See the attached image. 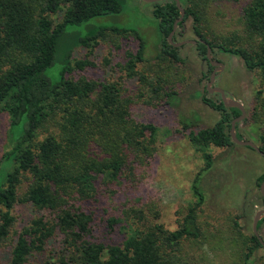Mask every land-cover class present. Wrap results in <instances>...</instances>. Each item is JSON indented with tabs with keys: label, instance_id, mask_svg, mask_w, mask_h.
Segmentation results:
<instances>
[{
	"label": "trees",
	"instance_id": "obj_1",
	"mask_svg": "<svg viewBox=\"0 0 264 264\" xmlns=\"http://www.w3.org/2000/svg\"><path fill=\"white\" fill-rule=\"evenodd\" d=\"M217 1L221 0H179L184 18L177 26L191 19L196 40L205 43L197 44L204 59L208 45L212 59L215 49L236 56L257 77L258 88L247 120L255 127L261 143L257 147L264 157V0H245L241 28L229 36L217 34L211 27V8ZM120 11L119 0H0V115L8 116L10 145L0 164L11 162L4 178L0 176V247H9L8 264H186L189 249L208 240L199 221L205 200L200 183L212 167L208 149L234 144L229 129L240 112L225 108L221 100L214 103L204 97L202 100L220 112L221 118L197 132L183 125L189 142L201 152L204 166L191 183L195 201L179 212L177 227L168 230L158 223L159 212L154 206H132L123 212L125 235L120 243L88 240L95 211L106 192L113 191V185L133 183L136 170L149 164L156 151V127L137 122L132 107L137 102L152 108L169 104L183 64L177 49L168 43L179 10L174 0H162L153 3L161 46L151 60L145 58V44L136 31L89 26L86 36L77 41L91 51L106 35L115 40H137L138 49L126 53L122 67L126 78L137 79L135 93L119 80L69 77L74 70L71 50L65 56L59 81L53 83L46 76L68 26ZM59 12L62 18L55 23ZM91 64L87 59L76 60L74 68L83 70ZM235 134L243 141L238 132ZM263 176L258 178L259 186ZM26 204L39 212H52L54 217L36 216L15 228V209ZM116 222L110 219L107 224L113 230ZM263 224L264 216L257 232ZM234 226L236 234L228 241L238 246L241 264H257L256 249L262 248L258 239L253 232L243 234L236 221ZM56 232L63 237L62 251L58 257L48 255L43 261Z\"/></svg>",
	"mask_w": 264,
	"mask_h": 264
},
{
	"label": "rangeland",
	"instance_id": "obj_2",
	"mask_svg": "<svg viewBox=\"0 0 264 264\" xmlns=\"http://www.w3.org/2000/svg\"><path fill=\"white\" fill-rule=\"evenodd\" d=\"M121 11L117 14L93 18L79 26H68L66 35L58 44L55 61L46 69V76L58 82L61 69L66 65L65 56L71 50L70 63L73 71L69 77L85 76L99 82L123 81L124 87L135 93L138 88L136 78H126L122 70L126 62V53H135L138 41L134 38L114 39L109 35L100 39L90 51L89 47L77 45L84 38L89 26H106L136 31L142 38L146 59H153L161 46V34L158 21L153 15V3L143 0H119ZM245 0H221L212 6L213 24L217 34L229 36L239 32L241 8ZM62 18V12L54 16L55 23ZM191 19L177 26L173 37L175 42L196 40L191 29ZM177 54L183 64L178 68L179 75L176 92L170 103L152 108L137 102L131 109L132 117L141 123L152 124L157 129L156 151L149 164L136 170L135 181H125L113 185V191L106 192L102 204L98 205L92 224L91 242L102 244L120 243L125 235L123 212L132 206H154L159 212L158 223L168 230H174L179 222L180 213L189 203L195 201L191 183L194 176L204 166L200 151L189 142L183 125L197 132L213 126L220 118V112L207 105L202 97L218 103L216 93L206 89L211 69L197 45L185 44L177 47ZM213 60L222 63L223 68L216 75L212 87L225 92L227 100L242 104L245 111L243 119L235 123L242 139L261 146L254 126L247 120L254 105V94L258 88L255 74L245 69L242 60L218 50L213 51ZM87 59L92 64L83 70L74 68L76 60ZM227 108V107H225ZM229 109V108H227ZM20 131V126H16ZM10 148L8 137V116L0 115V161L5 150ZM212 155V167L202 175L200 187L204 194L199 221L201 230L208 240L193 246L187 253L186 264H241L238 246L228 241L235 236L233 230L236 221L243 234L252 233V222L257 211L264 210V201L260 193L258 178L264 175V157L247 146L233 144L224 148L209 147ZM11 162L2 161L0 176L10 169ZM95 209V207H94ZM180 212V213H179ZM15 228L28 224L36 216L44 215L52 219L49 211L39 212L30 205H20L15 209ZM117 222L108 226V220ZM264 238V224L258 230ZM230 240V239H229ZM63 237L59 232L49 240L44 259L49 255L58 257L62 251ZM9 247H0V264H8ZM257 264H264V250L256 249ZM53 260V258H52Z\"/></svg>",
	"mask_w": 264,
	"mask_h": 264
},
{
	"label": "water",
	"instance_id": "obj_3",
	"mask_svg": "<svg viewBox=\"0 0 264 264\" xmlns=\"http://www.w3.org/2000/svg\"><path fill=\"white\" fill-rule=\"evenodd\" d=\"M143 1L148 2V3H156V2H159V1H162V0H143ZM174 1H175L176 6H177V8L179 10V17L175 20V22L173 24V27H172V31L168 35V43L170 45H172L174 48L183 46L185 44L197 45L198 43H202V44L205 45V43L203 41H200V40L199 41H197V40H187V41H181V42H177V43H174L172 41V38H173V35L175 33V30H176V27H177L178 23L181 22L183 20V18H184V10L181 8L179 0H174ZM206 59H207L209 65L211 67H214V69L212 70V72L210 74L208 83L206 85L207 91L209 93H217V94H219L220 99H221V101H222V103H223V105L225 107H227V108H236L240 112V115L231 121L230 129H229V133H230V136H231V139H232L233 143L241 145V146L250 147L251 149H253L256 152H258L260 155H263V153H261L259 151L258 147L255 144H253L252 142L245 141V140L242 141V140L237 139L236 134H235V123L244 118L245 111L243 109L242 104H240L239 102H236V101H233V100L232 101L227 100L226 96H225V92L223 90H221L219 88L212 87V84H213L214 78H215V74L217 72L221 71V69L223 68V65H222L221 62L215 61V60L212 59V57H211V48L208 45H206ZM259 189H260V193L262 195L263 201H264V176H263V181L261 182V184L259 186ZM263 216H264V210H260V211L256 212V214L254 215V218H253V222H252V232L256 236V238L258 239L260 245L262 246V249L264 250V242H263L261 236L257 232V224H258L259 220Z\"/></svg>",
	"mask_w": 264,
	"mask_h": 264
},
{
	"label": "flooded vegetation",
	"instance_id": "obj_4",
	"mask_svg": "<svg viewBox=\"0 0 264 264\" xmlns=\"http://www.w3.org/2000/svg\"><path fill=\"white\" fill-rule=\"evenodd\" d=\"M214 69V67H211V72H212V70ZM220 72V71H219ZM219 72H217L216 74H215V77H216V75L219 73ZM215 79V78H214ZM217 94V93H216ZM219 95V94H218ZM220 97V96H219Z\"/></svg>",
	"mask_w": 264,
	"mask_h": 264
}]
</instances>
